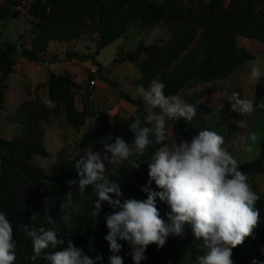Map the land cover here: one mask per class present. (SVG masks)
I'll return each mask as SVG.
<instances>
[{"label": "trees", "instance_id": "obj_1", "mask_svg": "<svg viewBox=\"0 0 264 264\" xmlns=\"http://www.w3.org/2000/svg\"><path fill=\"white\" fill-rule=\"evenodd\" d=\"M4 2L0 21L17 5ZM26 11L35 19L33 37L20 53L30 61L44 54L49 41L75 38L86 29L100 49L121 37L129 21H161L168 37L162 46L138 43L113 58L134 61L145 54L136 82L144 89L157 76L151 98L157 105L193 78L210 83L196 97L221 89L217 81L252 58L237 36L264 44V0H228L225 6L223 0H30ZM14 53L11 42L0 40V107ZM100 79L116 87L110 78ZM75 86L65 73H48L47 103L25 102L27 113L43 118L62 111L77 131L86 108H75ZM252 90L251 104L264 114V70ZM128 99L136 105L132 114L109 123L99 119L101 126L85 131L78 146L88 152L110 148V160L120 156L126 166L166 145L159 120L145 118L140 101ZM162 119L178 136L183 169L139 181L110 166L94 174L81 160L57 163L40 180L27 166L32 155L47 154L35 123L19 138L0 137V264H170L186 254L206 264L214 243L233 264H264V200L248 180L264 176V150L233 162L216 152L189 117L170 113Z\"/></svg>", "mask_w": 264, "mask_h": 264}, {"label": "rangeland", "instance_id": "obj_2", "mask_svg": "<svg viewBox=\"0 0 264 264\" xmlns=\"http://www.w3.org/2000/svg\"><path fill=\"white\" fill-rule=\"evenodd\" d=\"M160 1L156 0L157 3ZM180 1L188 5L196 0ZM29 2L17 0V5L11 8L14 14L0 21V40L11 42L15 49L12 72L4 81L0 137L7 140L19 138L35 123L33 126L36 132L42 133V144L47 153L45 156L32 155L27 161V166L36 178L44 180L43 176H50L51 166L67 160H81L94 174L108 166L115 172L126 169L138 181L153 175L181 172L183 162L176 153L178 136L171 125L162 119L170 113L189 117L197 129L206 133L216 152L233 162L254 159L261 149L264 150V114L251 104L253 85L264 69L263 43L237 36V45L249 52L252 58L217 81L221 89L196 97L199 90L210 83L193 78L176 95L169 97L164 104L157 105L151 101L157 90V76L144 89L136 82L139 77L137 64L145 59V54H139L134 61L113 62V58L132 51L138 43L162 46L168 37L161 21H129L121 37L100 49L94 45L95 34L86 29L75 38L49 41L44 54L30 61L20 53L22 48H30L29 41L33 37L35 19L26 11ZM227 2L223 0V5ZM4 6V0H0V8ZM48 73H65L76 84L72 89L74 106L77 110L86 108L83 122L77 131L66 124L62 111L48 112L43 118L32 117L27 113L25 102L38 100L47 103ZM100 75L113 80L116 87L101 80ZM90 78L93 84L88 83ZM128 98L140 101L144 106L145 118L159 120L167 144L152 157L137 162L127 161L126 166L120 156L110 160V148H97L96 152L80 148L78 141L81 135L87 130L98 129L101 126L99 119L104 118L109 123L111 117H126L133 113L136 105ZM199 104L208 109L193 111ZM36 109L39 111V106ZM248 180L256 195L264 200V176L253 175ZM209 256L210 260L206 264H233L229 255L217 243L209 248ZM150 264L162 263L153 261ZM170 264L196 263L186 254Z\"/></svg>", "mask_w": 264, "mask_h": 264}, {"label": "built area", "instance_id": "obj_3", "mask_svg": "<svg viewBox=\"0 0 264 264\" xmlns=\"http://www.w3.org/2000/svg\"><path fill=\"white\" fill-rule=\"evenodd\" d=\"M88 83H89V84H93V81H92V80H89Z\"/></svg>", "mask_w": 264, "mask_h": 264}, {"label": "crops", "instance_id": "obj_4", "mask_svg": "<svg viewBox=\"0 0 264 264\" xmlns=\"http://www.w3.org/2000/svg\"><path fill=\"white\" fill-rule=\"evenodd\" d=\"M239 37V36H238ZM264 70V69H263ZM263 72V71H262ZM89 87H91V86H89Z\"/></svg>", "mask_w": 264, "mask_h": 264}, {"label": "clouds", "instance_id": "obj_5", "mask_svg": "<svg viewBox=\"0 0 264 264\" xmlns=\"http://www.w3.org/2000/svg\"><path fill=\"white\" fill-rule=\"evenodd\" d=\"M240 37V36H239ZM244 38V37H243ZM92 81H93V79H92Z\"/></svg>", "mask_w": 264, "mask_h": 264}]
</instances>
